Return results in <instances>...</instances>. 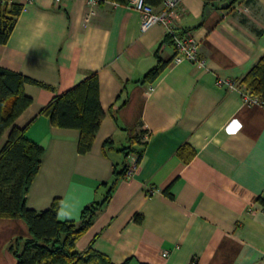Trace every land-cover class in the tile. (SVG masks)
<instances>
[{"label": "crops", "instance_id": "1", "mask_svg": "<svg viewBox=\"0 0 264 264\" xmlns=\"http://www.w3.org/2000/svg\"><path fill=\"white\" fill-rule=\"evenodd\" d=\"M225 1L181 0L175 20L198 40L201 61L175 64L165 24L142 29L127 3L8 0L22 11L0 65L48 85L25 83L33 101L14 122L44 147L27 205L40 211L58 198L59 218L79 222L86 204L105 198L114 169L141 152L78 250L114 264H264V104L245 101L241 82L264 54V0ZM159 57L169 62L150 81ZM92 71L105 115L82 153L80 130L53 125L41 109ZM128 128L145 143L125 154ZM18 236H31L27 222L0 216V264H14L8 245Z\"/></svg>", "mask_w": 264, "mask_h": 264}, {"label": "trees", "instance_id": "2", "mask_svg": "<svg viewBox=\"0 0 264 264\" xmlns=\"http://www.w3.org/2000/svg\"><path fill=\"white\" fill-rule=\"evenodd\" d=\"M115 1L128 3V0ZM145 1L159 7L164 0ZM21 11L22 4L0 0V44L9 40ZM164 41L173 43L169 34ZM168 62L159 57L157 64L147 73L146 79L155 80ZM27 82L48 87L46 83L0 65V138L9 130L7 139L0 146V216L24 219L31 232L30 237L18 236L9 243L8 250L15 257L14 264H114L108 255L92 247L85 251L78 250L76 240L109 200L118 180L126 175L129 165L125 164L120 170L114 169V178L105 198L86 204L79 222L59 218L58 198L50 207L40 211L29 207L26 202L27 193L39 170L44 147L26 136V127L14 124L16 118L33 101L24 90ZM241 82L250 92L259 95L264 104V54L242 77ZM41 113L46 114L55 126L78 128V151L87 152L93 145L105 115L100 101L98 72H90L73 86L54 96L41 109ZM127 131L131 144L123 149L125 154H128L127 150L135 149L132 144L145 143L142 135L134 134L131 128ZM112 143L113 139L107 138L104 148L112 146ZM140 158L141 152L137 157L138 162ZM261 200L264 202V198ZM141 219L140 214L135 215L136 221Z\"/></svg>", "mask_w": 264, "mask_h": 264}, {"label": "built area", "instance_id": "3", "mask_svg": "<svg viewBox=\"0 0 264 264\" xmlns=\"http://www.w3.org/2000/svg\"><path fill=\"white\" fill-rule=\"evenodd\" d=\"M25 2H31V0H23ZM61 1V0H57ZM98 0H88L91 7L96 5ZM181 0H164L160 7H155L145 0H128V5L137 9L142 18L141 27L142 29L149 28L155 23L161 22L165 24L167 28V34L172 38L175 52L172 58V63H180L183 60H191L200 62L199 57V42L190 30L184 29L179 26L178 22L175 20V10L180 5ZM219 83L223 81L218 80ZM231 86H238V83L225 81ZM243 96L247 102H261L262 99L259 95L250 92L248 89L243 88ZM138 161L132 162L126 171V176L131 177L135 170L137 169ZM167 251L163 254L167 255Z\"/></svg>", "mask_w": 264, "mask_h": 264}, {"label": "water", "instance_id": "4", "mask_svg": "<svg viewBox=\"0 0 264 264\" xmlns=\"http://www.w3.org/2000/svg\"><path fill=\"white\" fill-rule=\"evenodd\" d=\"M234 0H227L223 3V6H227L229 5L230 3H232Z\"/></svg>", "mask_w": 264, "mask_h": 264}]
</instances>
